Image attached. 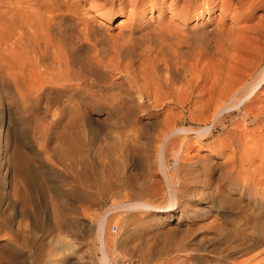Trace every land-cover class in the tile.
<instances>
[{
	"label": "bare ground",
	"instance_id": "obj_1",
	"mask_svg": "<svg viewBox=\"0 0 264 264\" xmlns=\"http://www.w3.org/2000/svg\"><path fill=\"white\" fill-rule=\"evenodd\" d=\"M41 1L0 0V77L5 79L9 96L11 93L21 97L26 110L71 109L82 113L86 111L88 98V111L105 114L102 118L107 123L105 130L98 126L96 117L88 120V148L94 142L106 143L100 175L94 177L89 172L85 176L73 175L79 169L72 164L73 178L69 173L71 154L65 158L56 156L53 166L66 173L69 192L85 195L87 187L88 207L98 216L95 236L101 253L99 262L114 264L115 238L109 235L106 223L110 219L118 221L117 213H167L179 203L183 212L188 203L185 195L190 192L187 184L195 175L206 176L216 169L223 182L234 184L239 179L243 161L250 158L248 147L243 145L245 138L241 140L249 135L246 121L256 125L250 131L264 136V105L255 107L256 96L264 89V18L252 27L240 22L238 25L239 18L245 19L246 9H251L256 1L233 4V0H221L218 15H231L234 20L227 30L220 29L219 24L201 22L189 33L157 25L140 35L135 31L138 28L123 31L127 21L119 19L117 36L108 35L101 24H89V21L88 24L74 21V35L62 33L61 25L65 19L75 17V2ZM117 1L119 7L115 9ZM147 1L150 7L156 4V0ZM258 1L261 4L264 0ZM87 2L88 13L92 10L106 20L115 13L131 17L141 13V18L147 7L144 0ZM45 5L49 7L48 13L38 12ZM212 5L213 1L205 0L206 13ZM197 6L195 0L184 1L181 13L188 18L198 12L200 18L204 10L197 11ZM80 47L88 50L85 70L76 64ZM233 51L243 52L247 58L244 54L245 59L236 58ZM100 80H105V84L97 87ZM55 94L59 96L57 105L49 101ZM160 111L167 113L155 123L139 118L141 113H154L156 117ZM226 121L229 123L225 124ZM216 127L221 130L213 137ZM6 128V108L1 105L3 158H7L12 143ZM190 132L199 141L211 138L206 153L187 162L184 151L190 142ZM144 134L147 142L142 139ZM223 147L230 151L226 162L218 161ZM259 160L264 163V154H259ZM136 168L139 172L133 176L131 172ZM157 171L161 178H154ZM244 180L240 193H250L249 181ZM99 193L105 197L97 198ZM161 197L165 198L163 203L158 202ZM256 227L251 234L253 240L262 237L263 227ZM7 230L8 238L17 243L16 232ZM30 233L33 238L38 234ZM240 251H230L224 258ZM225 259L222 264H226Z\"/></svg>",
	"mask_w": 264,
	"mask_h": 264
},
{
	"label": "rangeland",
	"instance_id": "obj_2",
	"mask_svg": "<svg viewBox=\"0 0 264 264\" xmlns=\"http://www.w3.org/2000/svg\"><path fill=\"white\" fill-rule=\"evenodd\" d=\"M63 1L54 0L55 3L64 4ZM71 1L75 2L76 18L73 16L62 21L61 31L65 34L75 35L74 21L101 24L102 30L111 36H117L116 25L119 19L127 21L123 31L138 28L135 31L140 35L157 25L184 33H189L201 22L219 24L222 30H227L230 23L234 25L231 15H218L221 0H211L214 5L207 13L204 10L205 0H195L198 5L196 10H204L200 18H197L198 12L188 18L184 17V12L181 13L180 8L187 0H156L152 7L150 2L144 0L147 7L141 18V13L133 17L115 13L108 20L100 18L90 9L89 14L87 0ZM241 1L246 2L233 0L232 3ZM255 1L257 3L253 2L251 9L247 7L245 19L239 18L238 25L247 24L252 27L264 18V1L261 4ZM114 7H119L118 1ZM48 9L45 5L38 12L46 14ZM87 53L86 47L77 49L76 64L84 70L87 69L84 63ZM232 53L236 58L242 56L245 59L243 52ZM85 74L88 77V71ZM90 77L95 79L94 75ZM100 81L97 87L105 84V80ZM4 83L5 79L0 77V107L4 105L6 108V132L12 143L7 158L0 154V264H100L101 253L95 236L98 216L88 207L87 187L84 188L85 195L69 192L66 173L57 170L53 162L56 156L66 157L71 154L74 161L71 160L70 167L74 164L79 169L73 175L80 176L83 173L82 176H85L88 172L94 177L100 175V160L106 151V143L94 142L88 148V120L93 121L96 117L98 126L105 130L107 123L102 119L105 114L96 110L88 111V98L85 99L86 111L82 113H75L71 109H53L49 112L41 109L26 110L23 99L11 93L10 97L7 84ZM262 90L256 96L255 102L258 105L255 107L264 105ZM58 97L55 94L49 101L57 105ZM160 112L156 117L154 113H141L139 118L144 122L151 120L155 123L156 119L158 121L167 113ZM245 126L249 135L246 132L248 137L244 135L241 140L245 138L243 145L248 147L250 161H243L242 174L238 175L239 179L234 184L223 182L222 175L216 169L206 174L207 177L199 173L191 182L188 181L190 192L185 195L188 203L183 212L179 203L167 213L121 212L124 215L117 213L118 221H107L106 230L115 238L114 264H117L119 257H128L136 264H222L224 256L235 249L241 250L240 253L229 254V258L225 259L226 264H264V163L259 162V154H264V136L262 138L256 131H250L256 127L255 123L246 121ZM220 130L216 127L213 137ZM190 133V142L184 151L187 162L204 155L209 147L207 141L211 138L199 141ZM142 139L147 142V135L144 134ZM225 147L219 153L218 161H227L230 151ZM146 150L151 152V149ZM69 169L70 175L75 178L72 167ZM258 169H261L260 172ZM138 172L136 168L131 173L135 176ZM154 178H161V173L157 171ZM244 179L249 181L250 193H240L239 188ZM104 195L99 193L96 196L104 198ZM163 201L165 198L158 199L160 203ZM115 223L116 228L112 230ZM258 225L263 227L262 237L253 240L251 234ZM6 228L16 232L17 243L8 238ZM30 231H37L38 234L33 238Z\"/></svg>",
	"mask_w": 264,
	"mask_h": 264
},
{
	"label": "built area",
	"instance_id": "obj_3",
	"mask_svg": "<svg viewBox=\"0 0 264 264\" xmlns=\"http://www.w3.org/2000/svg\"><path fill=\"white\" fill-rule=\"evenodd\" d=\"M116 225L112 226V230H115ZM117 264H136L132 259L128 258V257H119Z\"/></svg>",
	"mask_w": 264,
	"mask_h": 264
}]
</instances>
